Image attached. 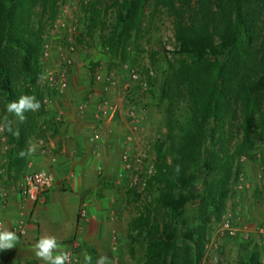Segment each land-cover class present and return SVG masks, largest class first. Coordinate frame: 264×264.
Returning <instances> with one entry per match:
<instances>
[{
	"label": "trees",
	"instance_id": "trees-1",
	"mask_svg": "<svg viewBox=\"0 0 264 264\" xmlns=\"http://www.w3.org/2000/svg\"><path fill=\"white\" fill-rule=\"evenodd\" d=\"M63 0H0V124L4 115L13 120L19 133L4 131L9 149L4 175L20 179L25 158L18 152L44 133L39 123L44 113L39 55L43 18L54 17ZM113 18L104 0L90 4L83 30L77 37H91L100 26L103 46L127 57V46L145 33L146 10L153 18L162 9L170 18L174 45L170 72L161 88L170 115L172 134L169 150L156 147L154 172L147 190L155 193L152 210L139 212L129 228L145 237L142 264H195L203 248L205 226L185 228L179 235L195 243V261L179 255L175 223L182 209L195 197L197 171L215 172L217 179L207 191L209 203L218 210L227 193V182L236 156L264 138V0H114ZM106 33L104 34V32ZM147 31V29H146ZM162 52L167 50L162 47ZM165 57V56H164ZM154 60V57L152 56ZM151 92L152 80H149ZM138 87L130 91L129 102L139 97ZM148 91V92H149ZM23 94L41 102L37 112L25 113L20 122L6 111V105ZM184 111L176 118V111ZM173 120V124L172 121ZM51 124V123H49ZM52 125L56 126L53 122ZM53 127V126H52ZM0 163V167H1ZM0 174V177L4 176ZM201 195V198L202 199ZM162 210L164 217L157 218ZM255 247L239 257L240 264H259Z\"/></svg>",
	"mask_w": 264,
	"mask_h": 264
},
{
	"label": "crops",
	"instance_id": "crops-1",
	"mask_svg": "<svg viewBox=\"0 0 264 264\" xmlns=\"http://www.w3.org/2000/svg\"><path fill=\"white\" fill-rule=\"evenodd\" d=\"M81 43L76 44L75 61L69 69L64 90L41 88L43 94L52 98L39 119V123H47L42 124L45 128L44 134L41 133L45 144L41 147L33 136L28 146L36 144L37 150L25 158L21 167V175L34 170L51 173L50 189L41 200L32 204L18 192L19 177L14 181L9 175L0 177V192L4 190L8 196V205L1 213L3 229L13 231L20 209L27 216L26 233H16L20 239L13 249L0 251V264H45L36 258L33 250L43 235L56 236L64 250H78V257L84 249L89 255L93 252L92 255L98 257H110L113 252L127 250V239L122 242L121 232L126 231L127 236L129 223L111 207L119 201L122 189L126 187L125 181L119 182L117 175L124 167V153L132 154L137 146H148L147 134L155 119L152 115L150 122L146 109L143 107L142 111L137 102V113L141 118L133 129L127 108L134 84L129 78L122 83L116 79L114 85L119 87L109 86L110 89L105 91L106 84L93 81L89 69V64L98 59L103 61V58L94 48L82 50L85 46ZM56 47H52V54L44 64L40 62L44 70H59L65 48L58 50ZM103 85L104 89L101 88ZM120 90L124 92L121 98L115 95ZM81 104L84 111L78 108ZM58 117L61 121H57ZM83 202L86 203V214L80 217L78 211ZM55 211L61 213L60 221L49 219ZM112 234H116V242L112 241Z\"/></svg>",
	"mask_w": 264,
	"mask_h": 264
},
{
	"label": "rangeland",
	"instance_id": "rangeland-1",
	"mask_svg": "<svg viewBox=\"0 0 264 264\" xmlns=\"http://www.w3.org/2000/svg\"><path fill=\"white\" fill-rule=\"evenodd\" d=\"M94 1L96 0H90L88 6H84L79 3L72 4L67 0H63L54 17L51 18L47 14L43 18L42 44L44 41H49L52 47L55 45L60 50V48H65L68 40H72L75 45L82 42L81 44L85 46L82 50L89 51V49L94 48L100 57L103 58V61L98 59L96 62L114 71L116 79L121 83L129 78L127 69L124 66L125 64L139 68L150 67L154 70V76L151 79V92L149 91L139 97L134 96L136 98L135 102H138L142 106V111L143 107L146 109V115L149 114V121L151 122L152 115L155 119L154 126L151 125L152 128L147 134L148 146H137L133 151L134 154L139 151H145L146 157L140 164L137 162L133 163L131 174L146 178L148 181L154 172V161L156 159V147L158 144H162L163 142V149L167 151L170 148V136L173 134L177 140V130H170L167 124L170 119V115L167 112L168 101L160 97L161 88L170 72L168 64L173 61V56L168 51L174 45L171 21L167 13L162 9L153 18L149 17V9L146 10L144 28L147 31L144 29L145 33L129 42L126 60L122 61L118 55L109 52L107 45L103 46L99 30L100 26L86 40L79 39L75 34L67 30L68 24L75 21L78 23L79 28L84 26L86 10ZM104 2L110 6V10L106 15L107 21L110 22L113 18L115 3L114 0H104ZM54 20H60V25L56 29L52 26ZM162 47L167 51L162 52ZM39 64L42 75L44 70L42 64L40 62ZM92 85L96 86L95 84ZM113 86L119 87V85ZM101 88L104 89V85ZM109 89L108 87L104 90L107 91ZM88 91H90L89 88ZM115 95L121 98L124 96V92L120 90ZM142 113L144 114V112ZM183 114V110L175 112L177 119L183 116ZM171 121L173 124V120ZM215 174V172H211L207 175L203 170L197 171V179L193 188L195 197L184 206L179 220L175 223L178 233V246L182 248L179 255L183 254L185 259L190 261V263L196 260L195 243L190 240H184L179 235V232L185 228H195L202 225L205 226L203 248L199 252V261H196L195 264H240L239 257L254 247L258 249L259 260L260 256L264 254V245L258 243L256 233H252L250 230L253 231L256 226L264 225V138H258L253 147L235 157L231 175L226 186V197L218 210L209 203L207 197V191H211L209 187L211 182L217 179ZM204 188H207L206 193H204ZM122 193L123 195L119 197V201H115V204L111 207L115 210L116 214L125 216L127 224L139 212L145 211V208L149 206L148 204H150L155 194L147 190V183L144 189H140L137 186L130 188L126 186L122 189ZM125 193L127 196L124 195ZM201 195H203L202 199H200ZM152 207L153 205L148 208L152 210ZM228 214L240 217L237 232L232 237L225 233L220 234L222 221ZM162 217H164V214L160 210L158 211L157 218L162 220ZM49 219L60 221L62 215L60 212L55 211L50 215ZM125 233L126 231L121 232V238L122 242L127 239V246L125 245V249L127 250H122L121 253L113 252L108 258L112 263L116 262L120 264L119 262L121 261L122 264H142L145 259L146 245L144 234L139 235L130 228L128 229L127 236ZM246 234H250V237H247ZM116 240V234H112V241L116 242ZM86 254L89 255L86 249L81 250L79 253V259L82 264H85L84 256ZM92 254L94 253L91 252L90 254L93 263L99 255Z\"/></svg>",
	"mask_w": 264,
	"mask_h": 264
},
{
	"label": "built area",
	"instance_id": "built-area-1",
	"mask_svg": "<svg viewBox=\"0 0 264 264\" xmlns=\"http://www.w3.org/2000/svg\"><path fill=\"white\" fill-rule=\"evenodd\" d=\"M69 3H79L84 6H88L90 0H67ZM60 20H54L52 26L56 29L59 27ZM84 27V26H83ZM82 28L78 27V23L71 22L68 24L67 30L76 36L80 34L83 30ZM88 39V37H84ZM76 45L72 40H68V43L65 46V50L61 54V66L58 71L54 72L53 70H48V68L44 70L45 73L41 75L43 79H39V86L40 88H49L53 90H64L66 86L67 75L69 73L70 67L74 64L75 55H76ZM52 54V45L49 41H44L42 44V49L40 53V62L43 63L47 61ZM44 64V63H43ZM127 69L129 80L137 86V92L139 96H142L148 93L150 89L149 80H151L154 76V70L150 67L147 68H139L129 64L124 65ZM46 67V66H45ZM89 69L91 72V77L95 82H103L106 88L109 86H113L116 83V77L112 72L106 71L103 69V66L97 62L91 63L89 65ZM136 97V96H135ZM52 103V98L48 94H43L42 96V105L43 108H47ZM79 110L84 111V105H79ZM127 114L130 117L133 129H136V125L141 117H139L137 113V102H132L127 108ZM57 121H61L60 117L56 118ZM42 129L45 126H41ZM44 134V133H43ZM43 134L38 133V136L35 137L38 140V143L41 147L44 146V137ZM9 149V145L7 143V137L4 134V131H0V163L2 164L0 167V174L4 175L6 170V162L7 159L5 154ZM146 157L145 151H139L136 154L132 152V154L124 153L123 154V162L124 167L118 173L117 179L119 182L125 181V185L130 187H140V189H144L146 187L147 179L143 177H138V175L133 176L131 174L133 163H141ZM153 167V166H151ZM152 171V170H151ZM150 171V172H151ZM53 182V176L51 173L45 170H34L28 171L21 175L17 188L20 196L24 198L26 201H29L32 204L37 203L41 198L44 196V193L50 189ZM8 205V196L4 190L0 192V230L4 228V221L1 218L2 211ZM78 214L80 217H84L86 214V203L83 202L79 207ZM240 221L239 216H232L228 214L224 217L220 234H227L228 236H234L237 232V225ZM26 225H27V216L23 209H20L17 214L16 221L12 226V230L20 235H24L26 233ZM252 233H256L258 238V243L264 245V225L263 226H256L253 231L250 230ZM247 237H250V234H246ZM71 253V264H82L79 257H78V250L72 248L68 250ZM260 264H264V254H262L259 258Z\"/></svg>",
	"mask_w": 264,
	"mask_h": 264
},
{
	"label": "clouds",
	"instance_id": "clouds-1",
	"mask_svg": "<svg viewBox=\"0 0 264 264\" xmlns=\"http://www.w3.org/2000/svg\"><path fill=\"white\" fill-rule=\"evenodd\" d=\"M40 108L41 102L37 100L36 96L28 94H23L6 105L7 113L14 118H18L20 122H24L27 119L25 113L37 112ZM2 121L0 131H6L12 136L19 134L14 129L13 120L9 118V115H4ZM36 150L37 145L30 144L26 150L22 149L18 152V157L25 158L26 156L34 155ZM19 239L20 237L14 231L0 230V251L13 249ZM33 250L36 258L44 261L45 264H71V253L64 250L63 245L54 235L41 236L34 244ZM84 261L85 264H92V256L86 254ZM95 264H112V261L107 256L101 255L96 259Z\"/></svg>",
	"mask_w": 264,
	"mask_h": 264
}]
</instances>
